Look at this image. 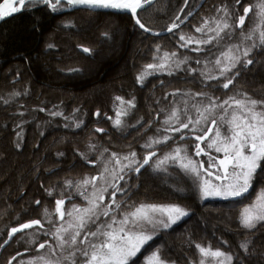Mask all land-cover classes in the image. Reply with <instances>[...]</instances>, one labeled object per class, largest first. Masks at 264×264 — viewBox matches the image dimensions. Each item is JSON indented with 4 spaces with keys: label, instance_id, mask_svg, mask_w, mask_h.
<instances>
[{
    "label": "snow or ice",
    "instance_id": "6c2138e0",
    "mask_svg": "<svg viewBox=\"0 0 264 264\" xmlns=\"http://www.w3.org/2000/svg\"><path fill=\"white\" fill-rule=\"evenodd\" d=\"M236 3L239 4L240 0H236ZM153 4L154 0H2L0 21L37 5H44L54 13L65 8L112 10L130 15L134 28L158 37L160 32L147 27L138 14L147 11ZM216 11L217 16L204 18L201 26L195 28V32L204 38L196 39L179 31L180 47L195 45L191 50L202 52L200 46L213 42L219 45L225 38L231 39L237 34L238 43L225 45V50L214 62L196 59V64L202 65L198 68H193L189 63L191 57H180L175 51L161 53L160 45L156 44L153 62L144 65L137 73V84L143 86L147 78L157 72H167L171 76L184 71L198 72L203 77L202 82L216 81L222 89L234 85L241 72L253 65L254 58L251 57L254 49L264 48V0H255L254 4L243 6V15L235 18L226 5L218 7ZM249 13H252L256 22L245 31L243 26ZM188 16H192V13H187L185 20ZM182 23L184 21L177 15L165 30L172 33L174 29H180ZM103 35L106 39L110 38L107 33ZM48 47L54 45L49 44ZM91 51L87 47L83 48L84 53ZM209 63H213L215 75L209 70ZM208 86L211 87V84ZM176 93H180V90L177 89ZM195 97L201 98L200 101L189 106L188 99ZM115 100L120 102L121 107L116 109L113 125L120 130L125 126V118L136 109V98L132 96L124 100L117 96ZM182 103L183 108L173 106L170 111L160 109L161 113H166L165 118L161 127L156 129L158 135L149 137L143 145L145 154L142 158L134 150L121 156L117 152H110L107 147L98 150L96 144L89 143L87 150L95 155V159H89L85 153H79V156L85 163L99 165V171L97 175H85L75 183L72 180L63 181L59 193L61 198L55 199L54 212L49 213L46 207L43 209L42 215L51 228L45 229L41 219H31L18 227H12L8 232L11 239L13 234L35 226V232L29 233L34 237L29 243L35 245L37 250L47 246V254L33 256L27 261L21 260L19 264H176L162 255L161 246L148 249L145 246L154 237L189 217L190 209L179 203L137 205L130 202L133 189L138 187L132 181L139 178L145 166L154 172L167 174L168 166L176 164L190 180L201 201L209 198L238 200L245 197L254 186L257 188L255 199L243 204L238 211L237 222L245 235V239L239 243L240 252L213 250L210 246L193 241L200 258L198 261L189 258V264H206L208 257L215 258V264H244L245 257L253 254L249 236L254 231L264 229V99H254L246 92H237L221 100L207 92L189 91L182 94ZM190 108L195 111V118L190 114ZM73 111L79 112V109ZM94 115L100 117L101 113L97 110ZM49 116L62 117L64 113L57 110L49 112ZM23 123L26 121L16 125L20 128L15 133L17 148L21 147L23 140ZM152 123L151 119L143 122V117L136 121V124L145 128ZM83 124V120H76L73 125L66 123L65 127L79 129ZM95 131L103 133L105 130L97 128ZM175 134H179L180 141L186 137L192 139V154H189L187 144L174 139ZM169 141H172L173 147L157 156L159 146L167 145ZM213 151L216 156L212 155ZM221 153L222 157L218 155ZM63 155L57 153V156ZM201 155L208 157V167H205L204 160L196 159ZM176 190L184 189L181 187ZM45 191L51 196L53 189ZM65 192L68 193L67 197L64 196ZM73 197H79L85 203H73L67 211L64 210L65 199L71 201ZM35 203L39 205L40 201L36 200ZM54 214L58 215V221H53ZM39 237H43V242H40ZM142 249L145 250L143 253ZM14 260L15 256L8 264Z\"/></svg>",
    "mask_w": 264,
    "mask_h": 264
},
{
    "label": "trees",
    "instance_id": "16d2710c",
    "mask_svg": "<svg viewBox=\"0 0 264 264\" xmlns=\"http://www.w3.org/2000/svg\"><path fill=\"white\" fill-rule=\"evenodd\" d=\"M202 1L187 0L185 3V0H157L147 11L138 13L147 27L158 32L165 31L177 15L184 22L187 20L181 24L180 29L165 37H152L134 28V22L128 15L82 11L53 15L44 5L23 10L0 24V248L12 227L31 219H40V216L36 218L32 213L42 206L50 208L56 198H61L59 193L63 181H74L79 177V170L87 169L79 153L86 154L85 148L89 143L105 144L109 148L121 144L119 147L125 148L126 145L134 146L136 142L139 144L146 138L149 133L145 136L140 135L145 128L141 126L132 133H127L126 129H123L113 131L111 135H97L91 130L95 111L111 114V104L117 96L130 98V94L136 93L139 98V111L143 118L147 117L149 103L147 97H150L156 83L141 88L137 85L136 75L144 65L153 62L154 45L161 42L162 49L180 50L175 45L179 41L176 38L179 31L196 34L195 28L200 26L204 18L217 16L216 10L222 5H226L236 16L237 13H243V6L255 2L240 0L237 4L236 0H206L193 16L185 20L187 13H193ZM66 24L69 26H65ZM85 27H91V32L85 31ZM95 29H102L98 40V31ZM104 33L110 38L106 39ZM117 34H122L123 49L118 55L100 64L99 73L77 76L74 79L67 78L66 73L62 76L56 75L55 65L62 63L56 58L58 55L65 53L63 55L65 61L69 62L72 60L70 54H74L79 61H86L85 58H91L103 43L108 45ZM49 44L54 47L49 48ZM85 47L92 50L90 54L83 52ZM179 52L183 53L181 50ZM251 58H254L253 65L242 71L235 82L249 95L264 99V48H257ZM73 62L75 64L77 61ZM82 72L83 69L77 74L81 75ZM115 75L121 76L118 90L113 85L110 86L99 96L98 105L94 104L95 101H83L77 105L79 109L86 106L84 113L87 122L84 133L70 132L69 127H65L68 122L64 119L54 120L51 128L41 127L35 120V123L31 122L23 132L21 147L15 146V133L20 131L16 125L25 121L24 117H29L33 110L46 106H60L66 112L71 107L69 95L71 92L90 93L94 86L102 85ZM159 79L165 84L157 87L154 96L168 95L170 100L173 99L171 94L177 89L183 92L191 89L212 93L217 83L211 81L205 84L198 72L191 75L189 72L164 75ZM53 80L59 81L60 84L54 87L55 90L46 89L44 99L40 101L42 95L40 89L53 86ZM180 98L182 96L178 97ZM5 101L8 103L5 104ZM177 138L179 136L175 137V140L179 141ZM172 147L170 141L167 145L159 146L158 151ZM190 150L192 152V147ZM57 153L64 155L57 156ZM71 163H75V166L68 169ZM58 166L59 169L54 171ZM148 179H143L139 183L133 182L138 187L133 189L132 199L148 203H179L189 208L191 214L172 229L156 236L145 249L159 245L162 255L170 261L174 260L176 264H189V258L192 261L199 260L198 250L193 241L212 249L240 252L239 243L245 239V235L237 222V215L243 204L254 199L257 193L255 186L245 197L238 200L202 202L191 186L159 178L157 180L161 184L157 185L152 184L155 180H152L150 175ZM181 187L183 191L176 190ZM45 189H53L52 195L49 196ZM64 196H68L67 192ZM36 200L40 201L39 206L36 205ZM249 238L252 241L250 250L253 254L245 257L244 264H264V229L254 231ZM225 241L227 243H224ZM7 251L8 247L0 256V264H6L15 253L12 249L6 255ZM144 251L143 249L142 253Z\"/></svg>",
    "mask_w": 264,
    "mask_h": 264
},
{
    "label": "rangeland",
    "instance_id": "374dc122",
    "mask_svg": "<svg viewBox=\"0 0 264 264\" xmlns=\"http://www.w3.org/2000/svg\"><path fill=\"white\" fill-rule=\"evenodd\" d=\"M37 6H41V5H37ZM50 12L53 15H56V13L61 14L59 12L54 13L51 10H50ZM237 15H243V13H240V14L237 13L236 16ZM232 16H233V18L236 17L235 15H233V13H232ZM255 22L256 21L253 18L252 13H249V16L246 17V19H245V25L243 26L244 29H245V31H247V29L252 24H254ZM202 23H203V21L201 22V24ZM201 24H200V26H201ZM101 28H103V27H101ZM84 30L85 31H89L90 30L89 32H91V27L90 28L85 27ZM101 30L102 29L96 30V31H98L97 32L98 33L97 40L100 37V31ZM185 34L186 35H190V36H192L193 38H196V39L204 38V37H202V35L200 33H196V34L185 33ZM121 35L117 34L115 36V39L113 41H111L108 45L103 43V45L101 47H99V48L97 47L98 48L97 52H95L91 58H88V59L85 58L86 61H79V59H76V57L74 56V54L72 55V54L69 53L71 55L70 56V59H72V60H70V62H71L70 63L69 61H65V58L63 56L65 53L64 54L62 53L63 55H58L56 58H58L59 60H61L62 63L55 65L56 66L55 67V71H56L55 73H57L56 75L57 76H60V75L62 76V75H65V73H66V77L68 78V77H70V76H68V74L71 73V72H74V71H70L71 69H80V67H81V69H80L81 71L83 69L84 75H86V74L87 75L88 74H93V73L96 74L97 72L99 73L100 64H102L104 61L110 60L111 57H114V56L118 55L119 53H121V51L123 49L122 46H121L122 43H123L122 42V36ZM176 38L179 39V36L177 35ZM92 41H93V39H92ZM167 43H169V42L167 41ZM180 43L181 42L178 41L177 43H175V45L178 46L183 53H180L179 52L180 50H177V49H175L174 51L177 52V54L180 57H183V56H189V57H191L192 59L189 61V63L191 64V66L193 68H198V67H201L202 65L201 66H198L196 64V59H200L201 61H204L205 59H207L210 62H214V60L217 58V56H220L221 52L225 50V48H224L225 45L238 43V34H237V36H233L231 39L225 38L223 41L220 42L219 45H217L215 42H213L211 44H208V45H202V46H200V47L203 48V51L202 52H193L191 50V48L194 47L195 45L189 46L188 48H182V47H180ZM161 44H163V43L160 42L159 45H161ZM171 50H173V49H171ZM255 50L256 49H254V51ZM163 51H168V50L161 48V53ZM168 52H173V51H168ZM73 61H77V62L74 64ZM208 68H209L210 71H212V74L213 75L216 74V72L214 71V65H213V63H209ZM83 72H82V74H83ZM77 73L78 72H75L74 75H73V77L71 76L70 78H73L74 79L77 76H79V77L80 76H84V75H78ZM179 73H184V71H178V72L174 73L173 75H176V74H179ZM189 73H190V75L191 74H195V73H191V72H189ZM158 74L159 75H162V76L168 75L167 72H157L155 75H158ZM153 76L154 75L149 76L146 81L151 80L153 78ZM120 77H121L120 75H117V76L115 75V76L110 77V79H107L105 81V83H103L102 85H96V86H94L91 89L90 93H88V91H84V92H81V93L71 92L69 94L71 96V98H70L71 99V107H77V105H79L83 101H86V102H88V101H93L94 102L95 101L94 104L95 105H98V103H99L98 101L100 100L99 99V96L102 95L101 93H103L104 91H107L110 86L113 85L117 90L119 89V87H120V80H121ZM55 79H57L56 76H55ZM53 81H54L53 82V86H49V87L48 86H45L44 88H41L40 89L41 90V93H42L41 98H40L41 99L40 101H43L44 96H45V93H46V89H50V90L54 89L55 90L54 87H56V86H58V84H60L59 81H56V80H53ZM206 83H208V82H206ZM189 91H191L192 93L198 92V91L191 90V89L190 90H185V92L180 91V93L173 92L171 94V96L173 97V99L172 100L169 99L170 102L167 100V104L164 107V109H166L167 111H170L173 106H178L180 108H183L182 98L178 99V97H181L183 93H186V92H189ZM237 92L243 93L245 91H243L241 88H239L236 85V82L234 81V85H230L229 86V89H222L216 83L215 84L214 91L212 93H210V94L213 95V96H215V97H220V99L223 100L224 98H226V96L233 95L234 93H237ZM247 94L249 95V93H247ZM153 95H152V97H153ZM158 96L159 95H157V96L155 95L154 98L155 97H158ZM166 96L168 97V95H166ZM249 96H251V95H249ZM251 97L254 98V99H258L259 100V98H256V97H253V96H251ZM122 98H124V97H122ZM154 98H153V100H154ZM60 99L61 98L59 97V100ZM128 99L129 98H124V100H128ZM200 99L201 98H199V97L189 98L188 99L189 106H191V104H193V103H196V102L200 101ZM55 102H57V101H55ZM120 107H121V105H120V102L118 101V106L114 107L113 110L111 111L112 114H113V119L116 118V109H119ZM41 108H38L36 110H33V112L30 114L29 117L28 116L27 117H24V119H26L25 120L26 123H23L22 124L23 132H25V130L27 129V127L29 126V124L31 122H34L35 120L38 121L37 124L39 126L51 128V127H53L54 120H56V119H65L63 116L62 117H51V116H49V112L57 111V110L62 111L64 113V116H66V112H65L64 108H62L60 106H56V107L46 106V107L43 108V109H45V111H39V109H41ZM84 108H86V106H84ZM149 113H150L149 110H146V115L148 117V120H150V119L153 120L154 116H151ZM141 114H142L141 111H138L137 110V103H136V109L133 110V112L131 113L130 116H128V117L125 118V126L122 128V130L123 129H126V128H133V129H135V128L139 127L140 125L139 124H136V121H137V119L139 117H142ZM190 114L193 116V118H195V115H196L195 114V111L193 109H191V108H190ZM165 115H166V113H163V114L161 113V117H160L159 123L158 124H154L153 131H151L148 135H147V133L140 134L142 136H145V135H147V136H145L146 138L144 140L142 139L139 144H138V142H136L134 146L126 145L127 147H125V148L124 147L123 148H120L119 146L121 144H117V145H119L118 147H116V146L113 147V148L110 147L111 148L110 150L117 152L121 156L124 155V154L129 153L130 151H133L134 150L137 153V156L142 158V156L145 154V150L143 148V145L145 144V142L148 140L149 137H155V136L158 135V133L156 132V129L161 127V124L163 123V120L165 118ZM60 125H62V124L60 123ZM177 136H179V134H175L174 139ZM177 139L179 140V138H177ZM179 142L181 144H187L188 145V152H189V154H192V152L190 150L191 145H192V139L191 138H187L186 137L185 140H183V141H180L179 140ZM96 145L98 146V149L101 148L100 147V144H96ZM201 146L203 147L204 144H202ZM170 149H168V150H166V149L165 150H162L160 153L163 154L165 152H168ZM85 150H86V155L87 154L88 155L91 154V153L88 152L87 146H86ZM212 155L213 156H216L217 154L213 151L212 152ZM218 155H220L222 157L223 154L221 153V154H218ZM157 156H159V154ZM196 159L204 160L205 161V167H208V164H207L208 157L207 156L201 155L200 157H198ZM98 168H100V166ZM79 171H80V172H78V175H79L78 179L79 180L82 179V178H84L85 175L90 176L89 169H86L85 171H81V170H79ZM98 171H99V169L97 170V172ZM149 175H150V177H151L152 180L153 179L155 180V182L153 181L152 184H154V183L157 184V185L158 184H161V182H159L157 180L159 178V179H165V180H167L169 182L183 184V185H186L187 187L188 186H191L190 180L184 175L183 171L179 168V165L178 164H176V165H169L168 166V173L167 174L166 173H163V172H154V171H152L151 169H149L147 167L139 175V178L138 179H133L132 183L134 181L139 183L143 179L144 180L145 179L149 180L148 179ZM91 176H93V175H91ZM153 177H155V178H153ZM191 188H192V186H191ZM251 190L249 192H251ZM118 197H119V195H118ZM254 199H255V197H254ZM106 200H107V196H106ZM208 200H221V199H212V198H209V199L204 200L202 202H206ZM130 202H135L137 205L140 204V203L152 204V203H148V202H139L136 199H132V198H131V201ZM73 203H75L77 205H83L85 202L81 198H79V197L76 200H72V201L67 200V202H65V204L63 206L64 210L67 211L71 207V204H73ZM155 204H167V203H155ZM45 207L48 209V212L49 213H53L54 212V208H55V202H54V204H52V206L50 208L48 206H44V207L42 206L40 209H36L32 214L34 216L36 215V218L40 216V219L42 220V223L44 224V227H47V229H50L51 228V225L48 223L47 219H45L43 217V215H42L43 209ZM190 214H191V211H190ZM52 219H53V221H58V215L57 214H54L52 216ZM66 219H67V217H66ZM180 222H178V223H180ZM9 232H10V230H9ZM34 232H35V229H33V230H30L29 229V230L25 231L23 234H21L18 238H16V239L13 240V242L8 246V251L6 252V255H8V253L12 249L15 250V251H13L15 253L9 258V260L14 255H16L17 252H19V247H20V245L22 243H26L34 251L30 254L31 256H29L28 258H26V257L22 258L21 257L20 259H18L15 264H19V262L21 260L27 261L29 258H31L33 256L45 255V254L48 253L47 246H46L45 249H41L40 251H37L36 250V246L33 245V244H31V243H29V241L34 238L33 236H30L29 233H34ZM42 238L43 237H39V239H42ZM40 242H43V240H40ZM213 250H215V249H213ZM142 251H143V249H142ZM8 261L6 262V264L8 263ZM206 264H215V258H211V257L206 258Z\"/></svg>",
    "mask_w": 264,
    "mask_h": 264
},
{
    "label": "flooded vegetation",
    "instance_id": "af4514ba",
    "mask_svg": "<svg viewBox=\"0 0 264 264\" xmlns=\"http://www.w3.org/2000/svg\"><path fill=\"white\" fill-rule=\"evenodd\" d=\"M87 54H89V53H87ZM74 73L75 72H71V73H69L68 74V76H72L73 77V75H74ZM81 75H84V74H82L81 73ZM162 75H155L154 74V76H153V78L151 79V80H149V81H146L145 82V84L143 85V86H141V85H139V84H137L139 87H141V88H146V87H148V86H151V85H153V84H155L154 86H153V88H152V91L150 92V97H147L148 98V104H147V110H149V114L150 115H153L154 116V118H153V123H152V125L150 126V127H147V128H144V130H143V133H150L151 131H153V127H154V124H158L159 123V121H160V117H161V112H160V109L161 108H163L164 109V107L166 106V104H167V100H169V97H167L166 95L165 96H163V97H161V96H158V97H155L154 98V92H155V90L157 89V87H159V86H163L165 83H164V81L163 80H160L159 78L161 77ZM158 80V81H157ZM157 81V82H156ZM161 82H163V83H161ZM152 95H153V97H152ZM132 96H135V98H136V103H137V110L139 111V98H138V96H136V93H133V94H130V98L132 97ZM129 98V99H130ZM153 98H154V100H153ZM169 102H170V100H169ZM116 106H118V101H114L112 104H111V110H113V108L114 107H116ZM74 109H79V106H77V107H70L69 109H67L66 110V116L65 117H68V119L67 120H65L64 119V121H66V122H68V124L69 125H73V122H75L76 120H83L84 121V124H83V126L81 127V128H79V129H77V128H75V127H69V129H70V132H72V133H78V132H80V133H84V129H86L85 128V126H86V122H87V120H86V118H85V113H84V111L86 110L85 108H84V106H82L81 107V109H79V112H74L73 110ZM100 111V110H99ZM96 112V111H95ZM100 113H101V116L100 117H96L94 114V116H93V119H94V122H93V125H92V127H93V129L91 130V132H93V133H95V134H97V135H103V134H107V135H111V133L113 132V131H118L115 127H114V125H113V114L111 113V114H106V117H111L112 119L111 120H109V119H107L106 117H105V114H102V112L100 111ZM163 114V113H162ZM147 120H148V118L147 117H144L143 118V122H147ZM141 126V125H140ZM139 126V127H140ZM139 127H137V128H139ZM97 128H103L105 131L103 132V133H100V132H96L95 131V129H97ZM137 128H135V129H133V128H126V131H127V133H132V132H134ZM76 129V130H75ZM120 130H122V129H120ZM125 130V129H124ZM100 147L102 148V147H107L105 144H100ZM109 150L111 149V148H109V147H107ZM99 150V149H98ZM110 152H112L111 150H110ZM115 152V151H114ZM105 155H107V154H105ZM89 159H95V155L94 154H89ZM85 163V162H84ZM74 166H75V163H71V165L69 166V168L68 169H72V168H74ZM85 166L87 167V169H89V172H90V176L91 175H97V170L99 169L98 167H99V165H97V164H95V163H85ZM98 168V169H97ZM59 169V167H57L54 171H56V170H58ZM97 172V173H96ZM89 174V173H88ZM79 179H76V180H72L74 183L76 182V181H78ZM121 183H122V181H121ZM68 194V193H67ZM65 197H67V196H65ZM119 198V197H118ZM56 199H58V198H56ZM76 199H78V197H73V199L72 200H76ZM67 200L68 199H65V201L67 202ZM71 200V201H72ZM37 205V204H36ZM37 206H39V205H37ZM33 229H35V227L33 228ZM33 229H30V230H33ZM45 229H47V227H45ZM23 234V233H22ZM21 235V234H20ZM20 235H18L16 238H18ZM15 238V239H16ZM40 240H43V238L42 239H40ZM36 250H37V248H36ZM34 250H32V248L29 246V245H27L26 243H22L21 245H20V247H19V252H17L16 253V255H14L15 257H16V260H14L13 261V263L12 264H15L16 262H17V260L18 259H20L21 257L22 258H24V257H26V258H28L29 256H31L30 254L33 252ZM37 251H40V250H37ZM18 253H19V255H18ZM10 260H12V258L10 259ZM9 260V261H10ZM8 261V262H9ZM8 264V263H7Z\"/></svg>",
    "mask_w": 264,
    "mask_h": 264
},
{
    "label": "water",
    "instance_id": "95a60500",
    "mask_svg": "<svg viewBox=\"0 0 264 264\" xmlns=\"http://www.w3.org/2000/svg\"><path fill=\"white\" fill-rule=\"evenodd\" d=\"M157 0H154V3L156 2ZM205 1L206 0H203L201 3H200V5L197 7V9L192 13V16L202 7V5L205 3ZM0 2H2V0H0ZM71 11H82V12H92V13H113V14H120V15H128V14H124V13H115V12H113L112 10H79V9H67V8H65V10H63V11H61V12H59V13H64V12H71ZM141 12V11H140ZM56 14H58V13H56ZM15 15V14H14ZM128 16H130V15H128ZM191 16H189L187 19H189ZM7 19H9V18H7ZM6 19V20H7ZM187 21V20H186ZM185 21V22H186ZM2 22H4V21H0V24L2 23ZM184 22V23H185ZM183 23V24H184ZM176 29H174L173 30V32L175 31ZM142 31V30H141ZM172 32V33H173ZM171 33H168L166 30L165 31H162V32H160V35L158 36V37H165V36H167V35H170ZM147 35H149V36H152V37H157V36H153V35H151V34H147ZM203 144V143H202ZM160 152L159 151H157V155L159 154ZM151 163V162H150ZM147 168V166H145V169ZM145 169H142L141 170V173L145 170ZM66 202V201H65ZM18 227V226H17ZM35 227V226H34ZM27 230H29V229H25V230H22L21 232H18V233H15V234H13V236H12V238L11 239H9V237L6 239V241H8L7 243H3L2 244V246H1V248H0V256H1V254L3 253V251L13 242V240L18 236V235H20V234H22V233H24L25 231H27ZM12 263H13V261H12Z\"/></svg>",
    "mask_w": 264,
    "mask_h": 264
}]
</instances>
